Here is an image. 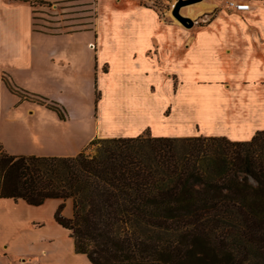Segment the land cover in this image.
Listing matches in <instances>:
<instances>
[{
    "label": "crops",
    "instance_id": "obj_1",
    "mask_svg": "<svg viewBox=\"0 0 264 264\" xmlns=\"http://www.w3.org/2000/svg\"><path fill=\"white\" fill-rule=\"evenodd\" d=\"M65 1L69 0L49 6L0 0V151L72 156L97 137H134L147 128L155 132H150L152 136H174L167 133L182 131L184 122L190 119L203 129L221 121L227 125L229 136L211 135L232 140H249L264 130V0H236L249 2L252 9H234L232 13L225 8L227 0H204L191 9L200 16L215 10L218 13L194 32L168 16L161 17L158 7L136 0H103L100 6L94 5L95 0L60 5ZM57 4L62 8L60 14H56ZM73 6L81 7L76 11L81 15L74 16L77 22L58 18L74 13L64 10ZM37 8L46 15L41 21L51 24L42 27L51 33L37 28ZM61 31L65 35L74 33L73 54L65 49L71 48L70 44L58 47L55 41L44 50L42 40L35 36H57ZM80 31L87 34L79 39ZM3 76L18 90L55 99L64 106L70 94L74 98L84 90L94 94L97 86L101 92L97 117L86 114L69 124L44 105L6 100L4 89L13 92ZM174 76L180 83L177 93ZM225 82H229V88L225 89ZM69 90L63 97L52 93ZM171 105L173 114L166 118L165 111ZM139 109L148 113L145 118H140ZM67 110L73 122L74 112ZM245 116L247 120L240 122ZM90 122L92 126H87ZM13 205L14 210L25 214L28 208L36 207L0 198V228L20 233V223L5 217ZM39 249L40 255L34 260L25 243L0 245V264H92L85 255L75 252L73 241L64 252L44 244ZM7 256L11 259L5 260Z\"/></svg>",
    "mask_w": 264,
    "mask_h": 264
},
{
    "label": "trees",
    "instance_id": "obj_2",
    "mask_svg": "<svg viewBox=\"0 0 264 264\" xmlns=\"http://www.w3.org/2000/svg\"><path fill=\"white\" fill-rule=\"evenodd\" d=\"M3 81L65 119L59 103ZM0 198L71 200V217L60 206L54 220L92 264H264V130L97 137L72 156L1 149Z\"/></svg>",
    "mask_w": 264,
    "mask_h": 264
},
{
    "label": "rangeland",
    "instance_id": "obj_3",
    "mask_svg": "<svg viewBox=\"0 0 264 264\" xmlns=\"http://www.w3.org/2000/svg\"><path fill=\"white\" fill-rule=\"evenodd\" d=\"M33 1V5H37V3H44L45 5L51 6L52 3H59L60 0H31ZM63 1V0H61ZM87 0H69L65 2H61L60 5L69 6L73 5L74 3H81L86 2ZM92 0H89L91 2ZM115 2H121L122 0H114ZM177 0H136V2L142 4V5H154L158 7L161 10L160 16L166 17L168 16L171 18L174 22L182 26L183 28H186L187 30L190 29L192 32H194L197 28L205 26L212 17H214L218 11H210L206 15H198L197 12H195L197 15H194L192 12H190L191 8L199 4L200 2H203L204 0L198 1L196 3L184 6L181 11L184 15L190 16L192 19L195 20V25L192 28H187L183 24H181L173 15H172V9L174 4ZM103 0H95L94 5H99L102 3ZM92 3V2H91ZM88 7H92V4L88 5ZM227 12L232 13L235 11L234 9H231V7L226 4L225 6ZM224 8V9H225ZM39 9V12L35 13L37 16L36 23L38 29H43L46 26L49 27L51 24L45 21H41V17L45 18L46 15L42 13L43 9ZM81 7L78 8V6H73L69 8H65V12H74V13H67L65 15H60L58 18L66 17V18H73L71 20H68L69 23H74L77 21H74V16H80V12H76L80 10ZM57 10V11H56ZM56 14L62 13L60 6L56 7ZM91 14V12L89 13ZM53 19H56L53 18ZM83 28L84 27H79ZM74 29V27H73ZM44 30H47V32H50L48 28H44ZM51 33V32H50ZM48 33V34H50ZM60 34L55 35H48L43 33H35V36H37L38 40H42L43 42V48L44 50H48V44L52 41L56 42V46L58 47H64L66 45L70 44L71 48H65L68 51H71L73 54L74 51V33L71 35H65L61 32ZM87 34L86 31H80L79 32V39L83 38V36ZM80 42V41H79ZM185 47V46H184ZM183 47V48H184ZM181 48V50L183 49ZM91 49L93 50V47L91 46ZM48 52V51H47ZM225 89L229 88V82H225L224 84ZM180 88V83L177 76H174V91L177 93ZM26 90V89H25ZM29 91V90H27ZM4 99L6 100H16V101H23L19 96L16 94L10 93L7 89H4ZM32 92V91H29ZM71 91H63L61 93H56L52 91V93L58 97H63L66 95V93H70ZM73 92V91H72ZM35 93V92H32ZM51 93V94H52ZM40 94V93H37ZM42 95V94H40ZM94 95V96H93ZM44 96V95H43ZM46 97V96H44ZM101 98V92L98 90V87L96 86L94 94L90 93L89 90H84V92H80L79 98H74L72 94L70 96H67L66 103L67 106H64L59 101L49 98L52 101H55L59 103L65 110V119H60L66 123L69 122L74 124L75 121L79 120L83 117V115H92L93 117H97L98 114V101ZM26 102V101H23ZM23 102L21 104H23ZM26 104V103H24ZM67 107L74 112V121L71 122L72 114L68 112ZM55 113V112H54ZM57 115V113H55ZM173 114V108L172 105L167 108L165 111V117L168 118L170 115ZM58 116V115H57ZM59 118V116H58ZM227 121H230L231 114H230V108L227 110L226 115ZM247 120L246 116L241 119L240 122H245ZM92 126L91 122L87 124V126ZM183 130L180 132H168V135H174V136H186V135H211V134H218V135H228V130H226L227 125L223 122L218 121L217 124H215L212 128H201V125L196 123L194 120H189L184 122ZM146 131L151 132L152 134H155V132L151 128H147ZM60 201V200H59ZM57 202V201H56ZM54 202L53 200H49L46 203L42 204L41 206H38L36 208H28L29 211H27V214L22 213L21 211L14 210V205L9 209L7 212H11L10 214H7L5 217L7 219H15V223H20V233L17 230L9 229V228H0V240H3L4 243H0L1 246H6L8 243H10L12 246L17 244H24L28 248V255L32 256L34 260H36V256L40 255V246L45 245L48 247L53 246V248H57L58 251L64 252L69 245L72 246V241L69 237V232L65 229H63L61 226L57 224V222L54 220V214L56 210L62 206L61 216L64 218H70L72 215V202L71 200L66 201H60V202ZM13 203V202H12ZM6 214V212L4 213ZM11 216V218H10ZM4 254V253H3ZM2 253L0 252V259H3V256H1ZM42 257V256H41ZM13 258H16L13 256ZM38 258V257H37ZM5 260L11 259L7 256V258H4ZM9 261H5V264Z\"/></svg>",
    "mask_w": 264,
    "mask_h": 264
},
{
    "label": "water",
    "instance_id": "obj_4",
    "mask_svg": "<svg viewBox=\"0 0 264 264\" xmlns=\"http://www.w3.org/2000/svg\"><path fill=\"white\" fill-rule=\"evenodd\" d=\"M201 0H177L172 9V15L185 27L192 28L195 25V20L190 16L184 15L181 9L184 6L196 3Z\"/></svg>",
    "mask_w": 264,
    "mask_h": 264
},
{
    "label": "built area",
    "instance_id": "obj_5",
    "mask_svg": "<svg viewBox=\"0 0 264 264\" xmlns=\"http://www.w3.org/2000/svg\"><path fill=\"white\" fill-rule=\"evenodd\" d=\"M226 4H228L229 7L241 12L252 9V5L247 1L227 0Z\"/></svg>",
    "mask_w": 264,
    "mask_h": 264
},
{
    "label": "bare ground",
    "instance_id": "obj_6",
    "mask_svg": "<svg viewBox=\"0 0 264 264\" xmlns=\"http://www.w3.org/2000/svg\"><path fill=\"white\" fill-rule=\"evenodd\" d=\"M190 12H192L194 15H197L195 12H194V10L193 9H191L190 10ZM114 111H116L117 112V110L114 108ZM113 111V112H114ZM141 111H143V112H141ZM139 113L141 114V117L140 118H145L146 117V114H148V113H146V111H144L143 109H139ZM117 122H114L113 124H116Z\"/></svg>",
    "mask_w": 264,
    "mask_h": 264
}]
</instances>
